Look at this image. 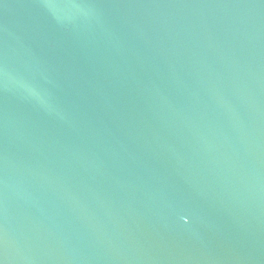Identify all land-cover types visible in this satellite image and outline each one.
Here are the masks:
<instances>
[{
  "label": "water",
  "instance_id": "1",
  "mask_svg": "<svg viewBox=\"0 0 264 264\" xmlns=\"http://www.w3.org/2000/svg\"><path fill=\"white\" fill-rule=\"evenodd\" d=\"M0 264H264V0H0Z\"/></svg>",
  "mask_w": 264,
  "mask_h": 264
}]
</instances>
